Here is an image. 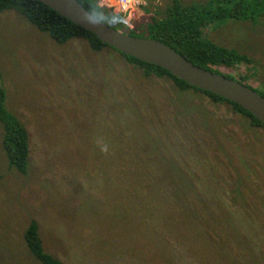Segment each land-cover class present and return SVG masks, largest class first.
<instances>
[{
    "label": "rangeland",
    "instance_id": "374dc122",
    "mask_svg": "<svg viewBox=\"0 0 264 264\" xmlns=\"http://www.w3.org/2000/svg\"><path fill=\"white\" fill-rule=\"evenodd\" d=\"M173 2L146 0L113 25L146 36ZM206 21L202 38L242 57L218 71L264 95V7ZM166 78L0 11V108L28 135L21 171L0 117V264H264V129Z\"/></svg>",
    "mask_w": 264,
    "mask_h": 264
},
{
    "label": "trees",
    "instance_id": "16d2710c",
    "mask_svg": "<svg viewBox=\"0 0 264 264\" xmlns=\"http://www.w3.org/2000/svg\"><path fill=\"white\" fill-rule=\"evenodd\" d=\"M78 1L88 11L101 20H104L112 27L117 29L113 23L124 24L122 21L113 22V17L117 15L120 17V15L113 14L108 8L100 7L96 1ZM256 6H260L258 11L261 12L264 7V0H208L207 4L200 6H182L178 1L174 0L173 5L166 8L164 16L161 18L151 16V20L146 23V36L162 41L180 55L202 68L232 78L219 72L218 66L220 68L231 67L236 64V60L242 58L241 55L233 48L220 46L211 40L202 38L201 28L208 23L206 20H211L213 18L222 19L226 16L234 18L253 16L258 12L255 11ZM3 9H13L23 14L39 29L47 30L51 37L58 42H64L72 37H86L91 46L95 49L101 45H107L92 32L57 13L39 0H0V11ZM121 54L128 58L129 61L138 63L144 68L146 74L155 75L160 78L167 77L172 82V85L180 91L194 88L201 91V93L209 97L212 101L226 102L239 116L242 118L243 115L248 116L251 119L252 125L256 128L261 127L264 129V125L261 121L236 102L212 92L197 88L186 81L175 77L166 69L156 64L144 62L124 53ZM215 65L218 66L216 67ZM0 97H2L1 91ZM0 117L4 123L2 144L8 161L11 165L18 168V170L23 171L25 169L28 155L27 131L19 121L6 115L1 108ZM28 232V243L32 246L33 251L45 260V256L42 254L39 247V237L33 225L28 229ZM162 241L167 245L168 249L172 248L171 242L166 234L162 236ZM51 264L60 263L52 259Z\"/></svg>",
    "mask_w": 264,
    "mask_h": 264
},
{
    "label": "water",
    "instance_id": "95a60500",
    "mask_svg": "<svg viewBox=\"0 0 264 264\" xmlns=\"http://www.w3.org/2000/svg\"><path fill=\"white\" fill-rule=\"evenodd\" d=\"M39 1L117 51L156 64L197 88L236 102L264 125V96L246 84L192 63L158 39L122 32L88 11L78 0Z\"/></svg>",
    "mask_w": 264,
    "mask_h": 264
},
{
    "label": "built area",
    "instance_id": "2783aa9c",
    "mask_svg": "<svg viewBox=\"0 0 264 264\" xmlns=\"http://www.w3.org/2000/svg\"><path fill=\"white\" fill-rule=\"evenodd\" d=\"M113 6L117 9V14L120 15V21L124 22V18L127 17L128 20H131L136 16L138 9L146 5V0H113ZM109 4V5H112ZM108 6V4H105Z\"/></svg>",
    "mask_w": 264,
    "mask_h": 264
},
{
    "label": "clouds",
    "instance_id": "9594fccd",
    "mask_svg": "<svg viewBox=\"0 0 264 264\" xmlns=\"http://www.w3.org/2000/svg\"><path fill=\"white\" fill-rule=\"evenodd\" d=\"M120 17L117 15V16H114L113 17V22H119L120 21ZM124 22H127V23H130V20H128L127 17L124 18ZM103 151H107V147L105 146L103 149Z\"/></svg>",
    "mask_w": 264,
    "mask_h": 264
},
{
    "label": "crops",
    "instance_id": "0c3cea01",
    "mask_svg": "<svg viewBox=\"0 0 264 264\" xmlns=\"http://www.w3.org/2000/svg\"><path fill=\"white\" fill-rule=\"evenodd\" d=\"M92 1H96L98 5H101L102 3L104 4H111L113 0H92Z\"/></svg>",
    "mask_w": 264,
    "mask_h": 264
}]
</instances>
